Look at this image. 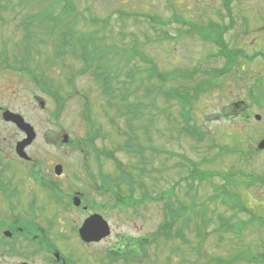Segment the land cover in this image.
Masks as SVG:
<instances>
[{"label":"rangeland","instance_id":"1","mask_svg":"<svg viewBox=\"0 0 264 264\" xmlns=\"http://www.w3.org/2000/svg\"><path fill=\"white\" fill-rule=\"evenodd\" d=\"M51 1L0 0V53L5 49L8 56L4 62L0 59V220L5 228L13 220L16 227L29 222L36 224L32 227L45 228L47 237L69 264H122L115 259L119 255H123L125 264H133V257L141 252L139 240L146 258L136 264H215L210 263V257L230 260L245 249L259 260L233 264H264V225L255 221L239 239L231 233H219L214 230L219 213L232 217V221L247 216L243 212L234 215L221 202L209 199L212 185L226 178L227 187L264 222V185L255 180L264 176V148L255 150L264 139V59L260 55L253 60L243 56L264 55V0H229L233 18L226 13L222 0H71L79 15L62 21L54 14L57 9L51 13L44 9ZM180 17L197 26H224L222 36L227 48L243 53L212 88L192 99L190 123L205 133L200 141L182 130L179 104L166 91L182 85L193 87L203 76L212 78L225 58L209 39L202 40L194 31H187L189 26L180 23ZM95 18L97 22L91 20ZM66 28L81 35L96 31L92 36L89 33L87 51H108L98 64L105 63L113 71L110 95L103 92L99 79L89 71L79 74L83 68L79 48L75 50L77 55L71 51L63 56L57 53ZM140 53L154 61L163 74L193 72L192 78L147 81L144 77L149 65L140 59ZM13 58L21 62L15 70L5 67L7 62L15 65ZM35 64L44 70L42 76L34 71ZM27 68L32 71L27 73ZM30 73L50 87L48 92L35 85ZM132 78V85L124 87L121 80ZM45 79L51 81L49 86ZM36 98L44 102L43 108ZM126 103L139 106L136 119L123 114L122 105ZM2 109L21 114L33 126L36 138L25 149L30 161L16 155L15 143L23 134L2 120ZM124 133L137 136L144 146L143 158L122 151L127 139ZM64 134L67 142H63ZM79 143H84L86 156L77 149ZM105 151H112L121 167L142 183L135 184V198L160 196L173 187L172 206H182L184 212L171 231L176 232L181 218L188 216V225L181 231L185 241L172 235L168 239L153 235L166 221L162 201L146 200L134 209L117 204L114 193L95 189L101 183L100 173L109 177L119 174ZM192 163L207 177L194 179L190 195L195 194V203L188 207L191 198L186 191ZM56 164L62 165L60 175L54 173ZM218 172L227 173L229 178H218ZM47 181L61 192L47 187ZM76 190L82 192V204L102 215L110 226V235L98 244H84L78 237L76 229L86 214L72 206L71 195ZM119 194L128 195L126 185L121 186ZM203 202L209 208L208 215L213 216L208 227L203 226L199 212ZM12 228L17 237L0 236V264H14L25 253L20 232ZM124 236L138 239L137 244ZM199 237H206L201 245L202 257L193 250ZM112 246L109 252L103 251ZM130 249L135 253L127 252Z\"/></svg>","mask_w":264,"mask_h":264},{"label":"trees","instance_id":"2","mask_svg":"<svg viewBox=\"0 0 264 264\" xmlns=\"http://www.w3.org/2000/svg\"><path fill=\"white\" fill-rule=\"evenodd\" d=\"M228 1L229 0H224L226 12L230 18H233L230 7H229V5H227ZM59 5H60V8H57ZM44 9L46 10L47 13H51L53 10L57 9L58 10L57 19H59L61 21L64 20L65 18H68V17L70 18L72 16L76 17L79 15L76 12V6L74 5V3L71 0H52L50 3H48L44 7ZM91 20L97 22L96 18L91 19ZM178 21L182 24L188 25L189 28L187 29V31H190V32L194 31L195 34L198 35L200 39H202V40L210 39V41H212L215 45H217V47H219V49H220L219 54L225 58V63L223 65V67L216 68L215 73H214L215 76H213L212 78L203 76L201 78V80L193 87L182 85L181 88H173L172 91H169V90L166 91L168 97L174 98L177 101L176 103H178L179 107L182 109L183 115L185 117V125L182 127V130L186 133L187 136H190L192 138H196L197 141H200V140L204 139L205 133L200 131V129L197 127V125L195 123L190 124V122H189L191 120V118H190V113H191L190 105L192 103V99L196 98L197 94L199 92H201L205 89L212 88V86L214 85V81L218 78L223 77L227 73V71L230 69V67L233 66V63L235 62L236 56L238 57L239 55H242L243 53L239 49L227 48V44L225 43L223 36H222V34L224 33V29H225L224 26H220V25L215 24V23H212L206 27L197 26V25H194L192 22H188V21L184 20L182 17H180L178 19ZM95 32L90 31V32L84 33V35H81L80 33L75 32L72 28H70V29L66 28V31L64 32V34L61 35L63 37V41L60 45L57 46V53L59 55L63 56L67 52L71 51L73 54L77 55V52H75V50H76V48H79L80 49L79 59H81L83 61V68L79 71V74L84 75L85 73H87L89 71L91 74H93L94 76H96L99 79L103 92L105 94L110 95L111 88H112V78L114 75L113 71H111L110 67L108 65H106L105 63L98 64L99 60L104 55H106L108 51L100 50L98 53H89L87 51V48H89V45H90V43L88 42L89 33H90V36H92V34ZM130 51L136 52L132 48ZM258 55H260V53H255L251 57L246 56V55H243V56L249 57V59H251V58L253 59L254 57H257ZM261 55L264 57L263 54H261ZM140 56H141L140 59H142L147 65H149L147 67L146 77H144L145 79H147V81H151L153 78H156L159 80V82L163 83L168 79H174L175 80L177 78H182V77L192 78L193 72L179 71L178 73H175L172 75L163 74L159 71V68H158L157 64H155L154 61H152L151 59L145 58V56L141 55V53H140ZM0 57H2V60H1L2 62L7 60L8 56H7L6 50L3 51V55H0ZM13 59H14L15 65H12L11 68L16 69V67L18 65H20L21 62L17 58H13ZM6 66L9 67V65H6ZM36 67H38V65H36ZM116 71H117V69H116ZM118 73H119V71L116 74H118ZM169 74H171V73H169ZM30 75H32V79L37 81L39 87L42 90H44L45 92H48V89L50 87L46 88L45 85L41 84L37 80L35 74L33 75L32 73H30ZM127 75L130 76L132 74H127ZM139 78H141V77H136V79H139ZM72 79H73V77L70 78V82H72ZM134 80H135V78L121 80V81H122L124 87H130ZM49 82H51V81H49L47 79L44 80V83H46L47 85L49 84ZM189 92H192V93H189ZM126 96H127V94L125 93L121 99L123 100V98L124 97L126 98ZM58 99H59V97L57 95V100ZM122 107L124 110L123 114L129 115L131 118H134V119H136L138 117L137 113L139 112V106H133L129 103H126V104H123ZM84 111L87 113V110L85 108H84ZM57 115H58V108H57ZM123 135H126L127 139H126L125 143L123 145H121L122 151L126 150V151H128V153H133V154L139 155L143 158L144 146L139 142L137 136L132 134V133H130V134L124 133ZM93 137H94V135H93ZM83 145H84V143H79L77 148H80L84 153H87L88 151L83 147ZM85 146H87L86 142H85ZM103 154L106 155V157L109 160H112L115 163V165L118 168L117 170H118L119 174L116 176L109 177L108 175H104L103 173L102 174L100 173L101 185L106 191L113 192L116 196L117 201L125 198L124 202H126V204H130L132 202H136L137 204H139V202L146 201V199L148 200V199L153 198V199H158V200L159 199L164 200L165 195H169V197H168L169 199L171 196L174 195L173 187L171 186L168 189V192H163L162 195H160L159 197H154V196L153 197H146V196H144L140 199L135 198L134 197L135 184L137 183L138 186H142V183L136 181L132 177V175L129 171H127L121 167V162L118 161V159L116 158V156L114 155V153L112 151H105ZM216 175L218 176V178H222V177L224 178L225 176H227V173L218 172ZM188 177H189L190 183H189V188L186 191V194L188 195V193H189V195H190V191L192 190V188L194 186V179L197 178L198 181H202L203 179H205L207 177V175L200 172L196 168V164L192 163V168L189 170ZM227 177L229 178V176H227ZM186 178H187V176L184 178L180 177V180L186 179ZM255 180L258 183L264 185V176L263 177H256ZM228 182H229L228 179L225 178L223 183H220V184L214 183L212 185L213 194L210 196L209 199L210 200H217V201L221 202L226 208L233 210L234 215L238 214L239 212H243L246 214L247 217L245 219L238 218L235 221H232V217L227 218L223 214L219 213L217 215L218 225L216 228H214V230H216L219 233H221V232L231 233L234 235V237H237L239 239L240 236L242 235V233L245 230H247L251 225H253L255 221H257L258 223L260 222L262 225H264V222H263V219L261 220L259 218V216H257L255 214L256 212L255 213L252 212L253 208L245 207V205H244L245 201H242L240 196L238 194H236L235 191H233L227 187ZM123 184L128 187V195L120 198L119 192H121L120 188ZM53 188H55V187H53ZM195 197H196L195 194L190 195V198H191L190 202L191 203H190V205H188V207L194 205ZM183 208L184 207H182V206H179L178 208L173 207L172 202L170 200L168 202H166V204L163 206V212L165 214L166 221L159 226V228L157 229L156 232L153 233V235L158 239L160 237L168 239L169 236L172 235L174 237L182 238L183 241H185L186 237H183L181 231H182L183 227L188 225V221H189L188 216H183L181 218V220H180L181 225H179V227L176 228V232L173 233L171 231L172 230L171 226L183 214V212H184ZM208 209L209 208L205 202L200 204L199 212L202 214L201 219L203 220V222H204L203 226H205V227H208V225H210L212 220H213V216L210 217V215H208V213H207ZM20 225L23 228L22 233L29 240L32 239L31 235L38 233V231H39L37 227H32V226L36 225L34 223L27 222L26 224L22 223ZM199 238H200V241L196 246L193 247V250H194L195 255L197 257H202L203 253L201 251V245H202V243L206 237H203V238L199 237ZM139 247H140V241H139ZM129 251H130V253H134L133 250H129ZM181 253L183 256L185 255L182 251H181ZM241 260H245L248 263H256L259 260V258L257 256H255L251 252L250 249L238 251L236 253V255L230 260H225L224 258L215 257V256L210 257V263H215V264H233L234 261H241Z\"/></svg>","mask_w":264,"mask_h":264},{"label":"water","instance_id":"3","mask_svg":"<svg viewBox=\"0 0 264 264\" xmlns=\"http://www.w3.org/2000/svg\"><path fill=\"white\" fill-rule=\"evenodd\" d=\"M3 118L6 121L13 122L19 129L25 132L26 137L19 141L16 145V152L20 157L28 159V156L24 152V148L29 145L35 138V132L33 127L26 123L24 119L16 113L5 111L3 113ZM258 118V117H257ZM63 141L67 142V136H63ZM264 141L259 144V147H263ZM62 171L60 165L55 166V173L59 175ZM73 204L75 206L80 204V200L77 196L73 198ZM81 239L85 242L99 241L109 235L110 229L107 222L99 215L93 214L86 218L82 226L78 230ZM8 234L7 232H5ZM58 256V254H57Z\"/></svg>","mask_w":264,"mask_h":264},{"label":"flooded vegetation","instance_id":"4","mask_svg":"<svg viewBox=\"0 0 264 264\" xmlns=\"http://www.w3.org/2000/svg\"><path fill=\"white\" fill-rule=\"evenodd\" d=\"M96 188H98L97 186H95ZM89 208V207H88ZM91 209V208H89ZM87 213H91V210H88ZM16 221L13 220V222H11V225H8L7 228H5V223H3L0 220V236L1 238H3L2 236H4L3 232L5 230H9L11 232V236H13V238L17 237V234H14L11 230L12 227H14L16 225ZM12 226V227H11ZM5 228V229H4ZM19 232H21V228H18ZM45 228L41 227L40 231H43ZM46 230V229H45ZM21 235V234H19ZM7 237V238H10ZM21 238L23 239V246H26L25 253H22L20 256H23L20 259H16V262L14 264H69L68 260L60 255V252L57 249V245L50 240L47 237V230L44 233H41L40 236L38 234H33L32 238L34 240H32V243H28L26 239L23 238V236L21 235ZM3 240V239H1ZM56 242H57V238H55ZM3 243L6 244L8 243L7 241L3 240ZM88 245V244H87ZM90 245V244H89ZM11 250L13 251V248H11ZM104 252L109 251V249L107 251L103 250ZM57 253H59V258L57 259ZM8 264V263H7Z\"/></svg>","mask_w":264,"mask_h":264}]
</instances>
